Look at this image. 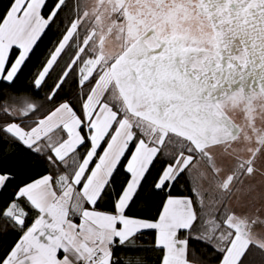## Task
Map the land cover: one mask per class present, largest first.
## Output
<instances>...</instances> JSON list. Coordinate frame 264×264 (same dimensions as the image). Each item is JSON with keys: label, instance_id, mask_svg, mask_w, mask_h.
Listing matches in <instances>:
<instances>
[{"label": "snow or ice", "instance_id": "6c2138e0", "mask_svg": "<svg viewBox=\"0 0 264 264\" xmlns=\"http://www.w3.org/2000/svg\"><path fill=\"white\" fill-rule=\"evenodd\" d=\"M0 264H264V0H0Z\"/></svg>", "mask_w": 264, "mask_h": 264}]
</instances>
